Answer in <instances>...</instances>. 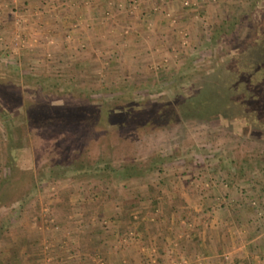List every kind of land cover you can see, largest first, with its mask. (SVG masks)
<instances>
[{
	"label": "rangeland",
	"instance_id": "1",
	"mask_svg": "<svg viewBox=\"0 0 264 264\" xmlns=\"http://www.w3.org/2000/svg\"><path fill=\"white\" fill-rule=\"evenodd\" d=\"M259 41L264 0H0V83L21 96L0 93V178L13 162L25 183L20 206L0 205V264H264V123L24 109L174 103L245 69Z\"/></svg>",
	"mask_w": 264,
	"mask_h": 264
},
{
	"label": "trees",
	"instance_id": "2",
	"mask_svg": "<svg viewBox=\"0 0 264 264\" xmlns=\"http://www.w3.org/2000/svg\"><path fill=\"white\" fill-rule=\"evenodd\" d=\"M260 43L264 47V42L261 41ZM259 47L260 44L256 48ZM238 57L237 61H242L240 54ZM254 58L242 70L239 62L240 66H237L240 69L237 67L236 73L221 71L222 74L220 75L219 72H212L209 76L200 78L189 94L182 96L174 103L158 102L151 103L147 108H116L118 110L113 106H95L94 110V106L89 105L42 106L39 104L40 101H35L29 105L27 104L24 109L27 118L30 119L29 121L52 124H64V121L75 123L77 119L79 121L93 118L94 114L95 120L96 118H101L102 121L109 118L111 121L117 119L123 121V125L135 122L160 123L163 120L181 117L185 111L199 110L205 116L218 113L227 120L239 118L255 127L257 124L262 125L264 123V51L258 50ZM189 75L190 73L186 69H182L174 78L179 82ZM7 92L8 97L15 100V105L19 109L21 96H19L18 91L16 89L15 92L9 91L4 83H0V93L7 94ZM123 93L126 94L127 91H123ZM7 169L9 171L13 170L14 173L12 172L13 175L6 173L0 178V205L12 199L13 203H16L17 200L18 203L16 204L20 206L23 193L17 188L18 186L22 188L25 183L18 182L20 177L15 179L16 169H14L13 162L12 164L7 162ZM10 195L12 197L9 198ZM3 228L4 226L0 223V231Z\"/></svg>",
	"mask_w": 264,
	"mask_h": 264
},
{
	"label": "crops",
	"instance_id": "3",
	"mask_svg": "<svg viewBox=\"0 0 264 264\" xmlns=\"http://www.w3.org/2000/svg\"><path fill=\"white\" fill-rule=\"evenodd\" d=\"M155 229L157 230V226H155ZM149 230H150V232H151V233L148 235L149 237L147 238V239L149 240V244H152V243H153V244H155V245H157V246H158V245L160 246L161 244H163V243H160V241H158V238H157V237H159V236H158V234L153 230V228H150ZM142 232H143V233H144V232H147V233H148L147 228L145 227V230L142 231ZM144 234H145V233H144ZM151 237L153 238V241L151 240ZM136 248H137V247H136ZM160 248L163 249V246H161ZM14 255H15V254H14ZM107 255H108L109 257H110V256H115V253L113 252V250H111L110 252L107 251ZM15 256H16V255H15ZM18 261H19V260H17V262H18ZM86 261H87V260H84L83 263H86ZM109 261L112 262V260H109ZM129 263H133L132 260H127L126 264H129ZM134 263H135V264H138V262H136V261H134Z\"/></svg>",
	"mask_w": 264,
	"mask_h": 264
}]
</instances>
